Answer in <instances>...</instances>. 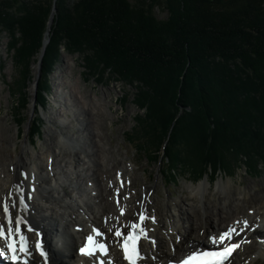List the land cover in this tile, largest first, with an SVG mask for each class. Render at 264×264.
I'll use <instances>...</instances> for the list:
<instances>
[{"label": "trees", "instance_id": "16d2710c", "mask_svg": "<svg viewBox=\"0 0 264 264\" xmlns=\"http://www.w3.org/2000/svg\"><path fill=\"white\" fill-rule=\"evenodd\" d=\"M56 6L38 104L47 102L64 48L84 57L91 74L136 85L135 103L147 114L129 141L167 163V174L181 169L200 180L264 160V0H56ZM52 7L53 0H0V43L2 34L11 36L18 76L10 88L23 105ZM41 128L36 120L33 135Z\"/></svg>", "mask_w": 264, "mask_h": 264}, {"label": "bare ground", "instance_id": "6f19581e", "mask_svg": "<svg viewBox=\"0 0 264 264\" xmlns=\"http://www.w3.org/2000/svg\"><path fill=\"white\" fill-rule=\"evenodd\" d=\"M87 104L85 101L82 107L91 112L90 121L93 124L91 133L88 131V137H77L67 131L72 124L70 120L61 118L62 128L59 129L60 132L54 129L53 137L56 139L54 138L44 155L37 154L34 148L29 153L28 142L14 148L12 152L9 151L10 156H7L8 150L0 147V151L5 152L7 156L5 160L2 159L3 163L7 161V168L0 167V224L6 223L7 220L2 211L4 200L9 204L15 201L16 207L12 208V212L16 216L31 220L39 232H44L50 237L48 239L54 246L53 259L59 264H97L93 257L80 256L77 249L84 237L90 233L92 224L98 223L104 227L105 239L111 245L108 260L122 263L119 241L122 237H117L115 231L129 229L131 224L137 221L135 212L141 210L155 217V222L148 219L145 223V227L150 229L152 238L157 242L156 246L152 242L145 244L144 250L148 254L146 264H161L172 255H184L193 245L199 246L206 242L210 230L216 235L222 234L228 228H235L237 232L247 234V228L243 227L246 220L249 226L252 223L253 227L264 226L263 194L251 195L248 198L238 197L232 203L226 201L220 208H213L209 203L203 204L199 211H193V208L191 211L186 204H181V212L177 216L156 208L154 200L147 201L141 195L138 196V193L132 190L133 181L136 179L133 167L127 166L131 168V174L126 170V165L111 166V158L108 152L106 153V148L97 139L99 136H95L100 130L98 115L101 114L100 111H104L102 107H105L106 101L101 99L99 103L95 102L94 108ZM74 116L75 121L82 120L81 117ZM50 130L53 131L52 128ZM90 137L94 143L89 146ZM5 138L1 140H6ZM58 144H63L59 150L54 147ZM35 160H38V163H35ZM1 164L0 161V166ZM25 173L27 178L23 175ZM113 174L118 175L117 185L113 182ZM121 180L125 181L123 187L119 183ZM230 184L219 182L218 188L225 191ZM209 185L207 178L199 185H190V190L192 194L200 193L205 198ZM32 188H35V192H32ZM145 192L147 193L146 190ZM21 197L25 199V205L19 204ZM117 207L126 208L125 214L116 212ZM169 229L176 232L177 238L168 234ZM24 232L31 241L36 242V229L34 232ZM172 247H176L175 254ZM259 252H264V240L260 244ZM27 264L44 263L38 255L32 253Z\"/></svg>", "mask_w": 264, "mask_h": 264}, {"label": "rangeland", "instance_id": "374dc122", "mask_svg": "<svg viewBox=\"0 0 264 264\" xmlns=\"http://www.w3.org/2000/svg\"><path fill=\"white\" fill-rule=\"evenodd\" d=\"M52 12L53 7L49 17ZM55 13L56 11H54V18ZM157 13L160 18L167 16L162 10H158ZM2 35L0 43V147L8 150L7 156L12 152L11 150L25 142H28L30 146L29 153L34 148L37 154L44 155L51 142L54 138L56 139L53 137L54 129L59 131L62 128L61 118L70 120L72 124L67 131L72 132L77 137H83V135L88 137V131L93 129V124L90 121L92 114L82 107L83 103L86 101L88 106L94 108L95 102L99 103L102 99L106 101V104H104L105 107H102L104 111H100L101 114L98 115L100 130L95 136H99L97 139L106 148V153L108 152L107 154L111 158V166L126 165L125 167H127L131 165V168L133 167L132 171H134L136 179H134L135 182L133 181L132 190L147 201L149 199L154 200V204L159 210L163 209V211L177 216L181 212V204H186L194 211L207 203L213 208H220L226 201L232 203L238 197L248 198L251 195H264L263 159L252 164L255 168L251 167L250 163L248 165L242 163L241 167H236L232 173L219 169L216 172L212 171L215 176L207 177L206 175L200 180L181 169L174 177L170 173L167 174V163L153 160L144 151L136 150L135 143L132 144L129 141L130 138H133L132 133L140 129L137 121L140 115L147 114L146 108H140L135 103V95L138 92L136 85H127L122 81L109 78L108 73H105L103 77L91 74L85 65L84 57L78 53L72 54L64 48L62 49L61 57L49 76L51 86L48 90L47 102L44 105L38 104L36 100L41 68L37 74L36 62L38 59L34 60L32 63L33 79L28 87L31 99L26 105H23V102L19 101V96L13 93L12 88H10L18 76L17 65L12 55L13 51H10L11 36L6 33ZM35 76L36 88H34ZM74 115L81 117L82 120L80 122L75 121ZM36 120H39L42 128L39 134L33 135ZM51 128L53 131L50 130ZM1 138L6 140H1ZM79 140L81 143L83 142L82 139ZM93 143L94 140L90 137L88 139L89 146ZM62 145L58 144L54 147L59 150ZM65 149L67 152L69 151V149ZM7 156L5 152L0 151V157H2L0 158L2 163L0 167L2 169L7 168V161L2 162V159L5 160ZM84 156H86L85 153ZM73 160L76 161L75 158ZM35 163H38V160H35ZM131 168L127 167L126 170L130 172ZM114 175L111 176L114 180L111 179L117 185L118 175ZM207 178L210 185L205 198L200 193L192 194L190 185H199L201 181ZM123 179L125 180V176ZM219 182L226 184L230 182L231 184L227 190L223 191V189L218 188ZM116 212H118V207ZM136 215L137 212H135V218ZM253 226H250V233L245 236L247 238L246 246L242 247L232 260L235 264H264V252H259L260 244L264 240V226L260 225L252 229ZM169 233L174 237L175 233L172 231Z\"/></svg>", "mask_w": 264, "mask_h": 264}, {"label": "snow or ice", "instance_id": "6c2138e0", "mask_svg": "<svg viewBox=\"0 0 264 264\" xmlns=\"http://www.w3.org/2000/svg\"><path fill=\"white\" fill-rule=\"evenodd\" d=\"M25 178H27V174ZM123 184V181H121ZM35 189H33L34 191ZM117 196H119V190L117 189ZM11 194H9V199ZM29 199L31 197L29 196ZM119 202V201H117ZM19 204L25 205L26 201L23 197L19 199ZM16 207V202L12 201L11 204L6 200L2 204V211L5 214L7 219V228L3 224H0V239L8 241L7 243V252L11 253L10 259L13 262L21 260L20 256H17V251L23 253L25 256L28 254V249L26 247L25 241L26 237L22 233L21 223L22 217L16 216L12 212V208ZM121 214H124V209H121ZM138 221L133 222L130 226V229L115 231L117 237H123L121 243V250L123 252V259L128 261V264H137L139 259V252L137 249V242L140 239L139 233H146L147 229L145 227V221L151 219L155 222L154 216L145 215L144 211L141 210L137 213ZM244 228H248V221H244ZM243 230V229H241ZM29 231H34L32 228H29ZM124 231L127 232L124 235ZM92 232L95 235H89L87 237V242L84 247L80 249L81 254H86L89 256H94L96 253H99L102 257H107L109 254L108 246L99 241L97 237L104 235L99 228H93ZM20 236V244L16 243V236ZM37 240L35 243V248L39 250L40 256L44 257L47 261L48 253L44 250L41 240L39 239L40 233H35ZM238 235V232L235 228H228L222 234L209 235L207 238L208 243L212 246L209 250L202 252H193L190 256L181 259L178 264H225V262L232 255V252L237 249L240 245L238 243H233V236ZM154 243V241H153ZM54 250V249H53ZM0 255H7V253L0 248ZM199 257L200 259H197ZM24 264H27V260L24 261ZM98 264H105L103 259L98 261ZM107 264H113L112 260H108Z\"/></svg>", "mask_w": 264, "mask_h": 264}, {"label": "water", "instance_id": "95a60500", "mask_svg": "<svg viewBox=\"0 0 264 264\" xmlns=\"http://www.w3.org/2000/svg\"><path fill=\"white\" fill-rule=\"evenodd\" d=\"M55 1L54 0V5H53V12L51 13V16L49 17V20H48V28H47V32H46V37L44 39V43H43V46H42V49H41V53H40V56L38 58V61L36 62V66H37V74H39L40 72V68H41V65H42V58H43V54H44V51H45V48H46V44L47 42L50 40L49 39V32L51 30V27H52V23H53V20H54V11H56V4H55ZM34 83H35V87H37V81H36V76H35V79H34Z\"/></svg>", "mask_w": 264, "mask_h": 264}]
</instances>
